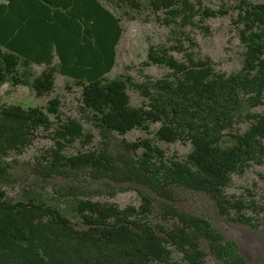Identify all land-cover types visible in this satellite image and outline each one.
I'll return each mask as SVG.
<instances>
[{
  "label": "trees",
  "instance_id": "obj_1",
  "mask_svg": "<svg viewBox=\"0 0 264 264\" xmlns=\"http://www.w3.org/2000/svg\"><path fill=\"white\" fill-rule=\"evenodd\" d=\"M144 1L0 0V86H26L45 97L59 74L80 88V110L100 139L89 150L66 155L74 143L90 145L92 136L77 120L59 118L58 98L44 108L0 105V181L9 178L6 157L22 153L44 131L54 142L44 177L88 173L149 191L138 192V205L122 208L93 201L70 185L58 186L50 199L28 190L11 200L0 191V264H248L235 242L176 202L182 191L200 194L219 217L259 226L243 212L264 209L226 195L225 188L232 176L264 160V3L236 5L232 25L242 53L234 73L216 71L193 51L179 62L166 49L149 46L142 66L167 68L166 76H145L143 83L127 75L107 79L122 29L103 2L137 13ZM146 1L177 27L229 10L199 2L196 8L188 0ZM33 65L45 68L35 74ZM128 87L143 98L139 106L130 105ZM245 105L262 110L243 116L247 127L239 132L235 125ZM154 124L157 141L188 144L187 154L168 157L146 138L122 143L129 155L116 151V136L134 129L148 134Z\"/></svg>",
  "mask_w": 264,
  "mask_h": 264
},
{
  "label": "rangeland",
  "instance_id": "obj_2",
  "mask_svg": "<svg viewBox=\"0 0 264 264\" xmlns=\"http://www.w3.org/2000/svg\"><path fill=\"white\" fill-rule=\"evenodd\" d=\"M197 8V2L211 9L224 8L228 13L224 16L207 18L199 22V17L194 19V25L177 27L166 24L162 13L152 12L144 1L140 12L120 10L114 6L109 8L120 20L122 29L121 37L116 46L115 63L111 71L105 75L107 79L117 78L121 75L131 77L136 83L145 82V76L160 79L169 73L167 68L158 65L142 66L146 59L147 49L153 46L156 49H166L168 54L179 62H185L184 53L194 52L199 57L210 59L214 69L226 74L239 70L241 65L242 48L236 36L232 19L236 15V5L239 0H188ZM251 3H264V0H247ZM203 27H207L205 31ZM192 39L196 44L192 48L187 40ZM182 48V50H177ZM45 67L33 65L32 70L39 74ZM68 85V88H66ZM130 105L139 106L143 98L136 89H127ZM58 98L59 118L66 120L73 118L83 127L85 133L92 136L90 145L74 143L65 150L66 155H76L79 152L89 150L99 142L97 131L86 121L80 110V88L69 80L55 74V84L52 93L45 97H36L33 91L26 86H14L5 83L0 86V105H18L23 108H44L48 100ZM261 108H251L245 105L242 117L235 125L239 132L245 130L247 122L243 118L247 113L261 112ZM52 121L55 122L53 116ZM158 125H151L148 134L134 129L124 136H116L113 140L116 151L127 154L122 148V143L136 142L138 139H152L154 143L170 157L173 154L184 157L189 151L188 144L176 142L166 144L157 141L154 137ZM54 147V142L47 132L38 131L32 144L20 154H10L5 162L9 165V178L0 181V191L5 192L6 197L17 200L25 191L40 193L47 199L56 197L55 189L58 186H77L79 190L93 201L110 202L120 208L126 205H138L140 195L138 192L148 194L149 191L141 184H128L113 182L107 178H91L88 173L77 176H52L44 177L42 167L46 166L47 152ZM129 155V154H127ZM226 195L240 198L245 204H253L257 208L264 209V160L253 164L243 175H234L230 184L225 188ZM178 208L204 217L222 234L224 239L236 243L239 254L248 264H264V211L253 213L250 210L243 212L245 216L253 217L259 226L251 227L244 224L229 222L216 214L212 202L196 193L182 191L179 193ZM73 221V220H72ZM205 247V244H202ZM211 264V263H209Z\"/></svg>",
  "mask_w": 264,
  "mask_h": 264
}]
</instances>
